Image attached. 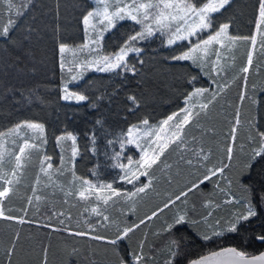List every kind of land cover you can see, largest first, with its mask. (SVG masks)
I'll list each match as a JSON object with an SVG mask.
<instances>
[{"label": "trees", "instance_id": "1", "mask_svg": "<svg viewBox=\"0 0 264 264\" xmlns=\"http://www.w3.org/2000/svg\"><path fill=\"white\" fill-rule=\"evenodd\" d=\"M33 3L34 7L21 22L22 27L31 26L36 29L29 45L31 58L16 64L12 55L0 52V132H6L23 122L43 124L47 152L52 155L54 163L58 160L56 137L72 133L76 136L78 154L72 161L71 173L74 171L77 177L88 179L93 184L112 183L122 193L134 192L136 186L147 183L150 177L142 176L135 186L119 180L123 172L115 165L126 163V158L130 155L133 159L137 157L134 148L125 145L121 149L120 146L128 128L145 119L150 124L167 119L184 107L186 95L195 88H209V79L193 64L170 59L186 50L187 43L181 42L169 47L165 36H157L142 45L144 52L140 58L145 61L143 65L136 63L135 56L129 57V61L136 64V75L123 70L89 71L82 80L71 85L72 90L86 95L88 99L79 103L65 102L60 99L64 74L60 68L59 44L63 42L74 48L83 43L81 17L93 4L91 0H33ZM257 8V0H233L231 7L223 15H213L217 23L230 22L232 35L251 36L255 29ZM0 12L6 20L8 11L3 0H0ZM135 30H139V26L133 22H119L104 37V52H115ZM193 77L196 79L193 80ZM261 80L264 83V79ZM242 88L243 81L239 78L209 106L207 115H201L199 126L195 122L191 126V133L187 136L189 147L198 149L203 146L209 153L204 166L197 164L191 151L184 153L171 150L153 166L152 186L130 200L113 197L115 203L110 201L105 206L94 196L89 200H81L76 195L65 196L63 191L49 192L43 185H39L37 194L45 199L34 201L33 206L29 207L27 197L32 196L38 172V164L34 163L29 177L30 184L23 192L24 196L10 201L13 198L10 195L4 202L7 214L23 216L33 222L20 224L0 219V264H117V253L111 245L90 237L71 235L63 229L67 227L73 232H86L90 230L88 225L92 224L97 226V232L93 234L112 237L117 227L138 223L140 219L162 207L169 198L186 190L204 174L205 166L218 167L227 163L225 148L229 143V133L238 108L240 120L245 123L247 132L243 138L237 135L233 167L231 171L226 169L225 178L220 180V187L227 190V178L234 175L244 159V152H238L247 147L252 131L250 122L264 127V94L255 93L254 99L258 100L254 105L247 98L240 100ZM130 95L137 97L138 107L127 99ZM208 129L215 132L209 133ZM192 137L196 138V143H193ZM64 148V154L70 161V148ZM118 152L121 154L119 161L114 158ZM187 159H193V166L186 163ZM260 171L259 168L256 169V172ZM71 173L68 172L66 176ZM231 191L237 197L242 195L235 185ZM208 199L221 205L214 209L209 224L216 219H221L222 222L230 219L234 206L223 203L224 193L215 183H207L201 185L198 191L189 193L183 202L177 201L175 206L165 209L158 218L146 221L130 234L129 239L121 243L120 248H136L141 241H145V254L155 257L154 260H149V264H163L166 240L162 234L157 233H160L164 222L178 209L187 211L191 218L199 220L209 211L203 207L204 201ZM9 202L15 203L16 207H10ZM26 207L28 213L25 216L22 209ZM93 207L109 216V222H103L101 217L92 213ZM53 211L63 212L64 215L54 216ZM61 220L64 221L63 224L59 222ZM200 230H207V225H200ZM195 231L193 229L192 232L185 233L190 243L186 248L187 258L182 264H187V259H196L230 246L251 255L264 251V242L255 239L264 232V217L245 223L237 233L225 232L223 236L211 241L198 239L193 234ZM13 241L16 242V250L13 256L8 257L6 253Z\"/></svg>", "mask_w": 264, "mask_h": 264}, {"label": "snow or ice", "instance_id": "2", "mask_svg": "<svg viewBox=\"0 0 264 264\" xmlns=\"http://www.w3.org/2000/svg\"><path fill=\"white\" fill-rule=\"evenodd\" d=\"M7 5L8 16L5 20L3 13L0 12V52L8 53L13 56L16 64L22 63L24 59L31 58L32 53L29 45L31 44L32 34L35 28L28 26L22 27V21L28 16L32 7L33 0H3ZM257 19L255 21L256 30L264 37V0H257ZM233 0H94L92 7L86 11L81 17L83 31L85 33V41L78 48H71L67 44L61 42L58 51L60 53V68L64 76V82L61 89L60 99L66 102H83L88 97L82 93H78L71 89L70 85L78 82L83 78L82 70L94 69L98 72H115L123 70L136 75V64L129 61L130 56H135L136 63L143 65L145 61L140 58L144 52L142 46L147 41L157 36L166 37V45L171 47L179 42H187L188 47L179 54L170 57L173 61H191L197 67H207L211 64L209 74L212 71L219 73L222 69L218 62L221 58L219 48H230L237 41H250L253 46L256 45L257 39L253 35L233 36L229 34L230 22L217 23L213 14H221L231 7ZM121 21H131L134 25L139 26V30L133 31L120 44L118 49L110 54L92 56L98 48L102 47L104 33L112 30ZM207 32L206 38L202 37V33ZM17 33H20L19 35ZM261 47L264 48V38L261 40ZM71 52L74 59L66 61L64 54ZM85 53L87 55L81 60L76 57V53ZM216 56V62L212 63L210 57ZM252 53L249 52L247 65L241 69V72L248 73L249 66L252 64ZM79 69V70H78ZM193 80L196 77L192 78ZM245 81L247 77H244ZM213 83L217 85L216 90L210 92L208 88H195L194 91L185 97V107L178 112H174L163 120L160 130L165 126H169L171 134L164 142L161 141L160 131L152 129L147 119L141 123L146 126V130L142 133L144 137H154V140H148L145 145L139 143L136 135L140 129L133 125L127 130L124 140L120 141L121 149L125 145H135L140 149L141 155L138 160L127 157V164L117 163L115 167L123 170V175L119 180L135 186L141 176L150 177L147 183L140 184L135 187L134 192L122 193L113 187L112 183L93 184L90 180L77 177L72 172L73 184L65 196H78L81 200H89L95 197L97 201H101L103 205H109L113 201V197H123L124 199H132L141 193H145L152 186L151 170L157 165L161 156L168 150L171 145L178 148L187 145V133L185 129L195 122L199 126V118L201 115H207L209 106L217 99V97L228 87L227 84H219L213 78ZM205 94H208L205 96ZM205 97L206 102H201L197 106L195 98ZM247 98V91L240 95V100ZM127 99L135 106H139L136 96L130 95ZM170 122H174L170 124ZM99 123V121H97ZM252 131L248 137L247 147L242 148L244 159L236 168L234 175L227 178L228 189L220 187V180L225 178V170L231 171L233 167V159L236 155L235 144L238 126L240 125V112L237 108L234 114L233 126L229 133V143L225 148L227 163L222 166L207 167L204 174L195 182L181 191L174 198H169L163 203L162 207H158L152 211L151 215L140 219L138 223L127 224L123 227H117L112 237L93 234L97 232V226L89 224V231H75L65 227L63 230L71 235L78 237H90L92 240L107 243L117 253V264H149V260L155 257H149L144 252L145 241H141L136 248L121 249L120 245L123 241L130 238V234L135 232L146 221L158 218L165 209H169L176 205L177 201H182L193 191H198L201 185L207 183H215L216 187L224 193V204L233 205L234 212L230 219H216L214 223L209 224V219L214 215V209L219 208V202L211 199L205 200L203 207L209 211L199 220L191 218L187 211L177 210L168 220L164 222L160 233L166 240L164 251L166 253L163 264H182L187 258L186 248L190 243L186 232H192L198 239L203 241H211L216 237H221L225 232L237 233L239 228L245 223H250L253 219L264 217V127L258 123L250 122ZM23 129H30L39 133L42 143H46L44 139V125L36 122H23L17 124L14 128L7 132H0V141L7 137L19 136ZM209 133L213 130L208 129ZM72 141L71 158H75L78 154L76 147V136L72 133L56 137L57 145L62 146L63 141ZM193 143L196 138L192 137ZM12 143H16L13 139ZM153 144L155 146H153ZM40 145L31 142L27 136L23 138V142L18 145V150L9 151L3 143H0V219L7 221H17L20 224L32 223L23 216L16 217L7 214L4 202L15 192V185L20 182V175L24 165L31 159L32 151L39 150ZM188 150V149H186ZM192 157L195 158L197 164H203L209 159V153L205 151L203 146L190 149ZM120 153H116L115 159L119 161ZM183 158V157H182ZM52 157L45 155L41 163L40 171L46 176L51 175L49 170L53 169L51 163ZM186 163L193 166V159H187ZM5 164H10V168H5ZM46 164V167L44 166ZM65 161L61 158V168L56 171L64 170ZM259 168L261 171L256 172ZM255 173V175H254ZM259 177V178H257ZM215 178V180L213 179ZM39 178L36 183L39 184ZM78 182L79 187H76ZM237 186L241 196L237 197L231 191L232 186ZM105 189L110 194L103 195ZM60 190L64 191L63 186ZM45 197L37 194V189L32 188V196L27 197V205L33 206L34 201L39 202ZM134 202V201H133ZM25 216L28 213V207L22 209ZM92 213L102 218L103 222H109L110 218L104 215L103 211L97 207L91 209ZM52 215L63 216V212H52ZM61 224L63 220L59 221ZM207 225V230L201 231L200 225ZM50 227V225H45ZM183 230V231H182ZM19 236H16V240ZM256 240L264 242V232L255 237ZM16 250V242L13 241L12 246L7 250L6 255L11 257ZM75 252V250H73ZM11 264V262H9ZM187 264H264V252L258 255H251L236 247H224L216 251H211L207 255L200 256L196 259H187Z\"/></svg>", "mask_w": 264, "mask_h": 264}, {"label": "rangeland", "instance_id": "3", "mask_svg": "<svg viewBox=\"0 0 264 264\" xmlns=\"http://www.w3.org/2000/svg\"><path fill=\"white\" fill-rule=\"evenodd\" d=\"M91 2H92V4H94V0H91ZM108 32L104 33V37L106 36V34ZM229 34L232 35L230 33V28H229ZM201 35H202L203 38H206L208 33L204 32ZM253 35H255L256 39H257V43H256L255 46H253L250 41H244V40L237 41L230 48H219V46H215V47H217L219 49L220 56H221L218 64H219V66H220V68L222 70L219 71V73H217L215 71H212L209 74V69L211 67V64H209V66H207V67H198L202 71L203 75L205 77H207L209 79V81H210V87L208 88L210 90V92L215 91L216 87H217V85L213 83V78H215L217 83H219V84H227L228 85V87L224 91H227V89H229V87L231 85H234L239 78H242V81H243L242 92H244L245 89H246L248 101H251L255 105V103H257L256 101L258 100V99L257 100L254 99L255 98L254 97L255 93H258V95H260L261 93L264 94V86H263L264 83L261 80V79H264V48L261 47V40L264 37H262L261 34L257 32L256 25H255V29L253 31V34L251 36H253ZM243 36L251 37V36H249L247 34L243 35ZM84 41H85V33H84ZM179 43H181V42H179ZM185 43H187V42H185ZM79 46H76L74 48H78ZM249 52L252 53L253 62L249 66L248 73H243V72H241V69L244 66L247 65V59H248ZM105 54H109V53L104 52L103 41H102V47L98 48L96 53H92V56H96V55H101L102 56V55H105ZM85 55H87V52H85V53L77 52L76 53V57H78L81 60L84 58ZM64 56H65V60L66 61H72L74 59L73 54L71 52L64 54ZM210 61L212 63H215L216 62V56L212 55L210 57ZM186 62H189V63L193 64L191 61H186ZM193 65L197 67L196 64H193ZM82 71L84 72L83 77L89 71L98 72V71H95L94 69H87V70H82ZM63 74L65 76L66 73H63ZM245 76L247 77L246 81L244 79ZM80 80H82V79H80ZM74 83H76V82H74ZM70 87H71V85H70ZM256 90H257V92H256ZM207 95L208 94H205V96H207ZM195 102H196V104L198 106L199 103L206 102V99H205V97L195 98ZM72 103H76V102H72ZM184 107H185V105H184ZM161 123L162 122L157 123V124H150L149 123V125L152 127V129H154L156 131H160V136H161V141L160 142L162 143L165 140H167V138L171 134V129H170L169 126H165L163 130H160ZM172 123H174V122H170V124H172ZM192 125L188 126L185 129V131L187 133V136L189 135V133H191V126ZM135 126H137L140 129V131L137 132L136 135H137L139 143H141V145H145V142L150 140V139L151 140L155 139L154 137H144L142 135V133L146 130V126H144L142 123L136 124ZM213 132H215V131H213ZM245 132H247V127H245V123L240 120V125L238 126V131H237L236 137H237V135H239L241 138H243L244 135H245ZM25 136L29 137L31 139V142L37 143L38 145H40V147H39V150H33L32 151L31 159L24 165L22 173H21V175L19 177L20 182H19V184L15 185V192H14V194L11 195V197H13V198L10 201H14V199L16 197H20V196L23 197L24 196L23 192H25L27 190V188L29 187V184H30L29 177L32 174L31 167H32V165L34 163L38 164V170H37L38 172H37L36 181L39 178L40 182H39V184H37L35 182L33 188L35 187L36 189H38L39 185H43V187H45L44 189H47L49 192H55V191H61L60 190V186H63V189H64L63 192L68 191L69 188L74 183L73 182L72 173H71V170H72L71 166L73 164L72 161L74 159H76L77 156L74 159L72 158L69 161L66 158L65 154H64V149H65L64 147L68 146L70 148V156H71L72 141H70V140L63 141L62 142V146L57 145L58 160H57L56 163H54L52 155H50L47 152V142L46 143H42L41 139L39 138V133L33 132L30 129H23L21 131V133L19 134V136L7 137L3 141H0V143H3L4 146L9 151H16V150H18V145L23 142V138ZM13 139L16 140L15 144L12 143ZM44 139H46L45 131H44ZM186 139H187V137H186ZM201 141H202V138H201ZM188 143L189 142H188V139H187V145L186 146L178 148L176 145H171L168 148V150L164 153V155L167 154L168 152H170L171 150H173L175 152L179 151V152H184V153L190 152L191 147H189ZM153 146H155V145L153 144ZM127 147L135 149V151L137 153L136 154L137 157L134 160H138L140 155H141L140 149L136 148L135 145H127ZM186 149H188V150H186ZM240 150L241 149H239V151ZM238 153L242 154L243 152L240 151ZM45 155H48V156L52 157L51 163L53 164V169L49 170L50 175H51V179H49V176H46L44 173H42L40 171V168H41V163L40 162L43 160ZM163 156H161V158ZM62 157L64 158L65 165H64V170L62 172H59V171H56V170L61 168V158ZM130 157H132V155H130ZM193 159L195 160L194 157H193ZM125 164H127V162ZM204 164L205 163L201 164V166H204ZM44 166L46 167V164ZM10 167H11L10 164H5V168L6 169L10 168ZM207 167H211V166H207ZM68 172L71 173L70 176L69 175L66 176V174ZM122 172H123V170H122ZM64 178H67V179H64ZM75 183H76V187L78 188L79 187L78 182H75ZM102 194L103 195H109L110 192H109L108 189H105ZM9 205L12 208L16 207V206H14L15 203L9 202Z\"/></svg>", "mask_w": 264, "mask_h": 264}, {"label": "water", "instance_id": "4", "mask_svg": "<svg viewBox=\"0 0 264 264\" xmlns=\"http://www.w3.org/2000/svg\"><path fill=\"white\" fill-rule=\"evenodd\" d=\"M264 252V251H263ZM261 253V252H260ZM208 254V253H207ZM207 254H205V255H207ZM259 254V253H258ZM258 254H256V255H258ZM202 256H204V255H202Z\"/></svg>", "mask_w": 264, "mask_h": 264}]
</instances>
